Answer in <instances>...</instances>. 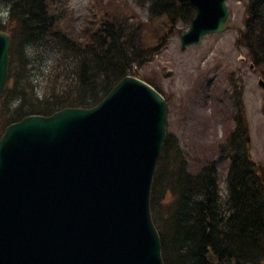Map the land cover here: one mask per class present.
I'll return each mask as SVG.
<instances>
[{
	"label": "water",
	"instance_id": "1",
	"mask_svg": "<svg viewBox=\"0 0 264 264\" xmlns=\"http://www.w3.org/2000/svg\"><path fill=\"white\" fill-rule=\"evenodd\" d=\"M188 1L194 16L179 35L181 49L223 31L228 16L227 0ZM9 47L0 30V95ZM166 124L163 95L125 75L92 107L7 125L0 136V264H163L150 190Z\"/></svg>",
	"mask_w": 264,
	"mask_h": 264
},
{
	"label": "trees",
	"instance_id": "2",
	"mask_svg": "<svg viewBox=\"0 0 264 264\" xmlns=\"http://www.w3.org/2000/svg\"><path fill=\"white\" fill-rule=\"evenodd\" d=\"M133 1L146 9V21L133 10L123 15V7L99 8L89 21L94 25L78 39L60 22V0H0L7 14L0 28L10 35L0 134L28 114L95 105L123 76L137 75V67L155 53V44L185 30L194 15L188 0ZM177 23L184 27L176 28ZM238 39L251 59L264 65V0H245ZM57 56L63 62L51 67ZM234 132L238 135H226L219 151L228 161L224 194L215 162L189 171L178 138L166 135L150 192L163 264H264V181L242 126Z\"/></svg>",
	"mask_w": 264,
	"mask_h": 264
},
{
	"label": "rangeland",
	"instance_id": "3",
	"mask_svg": "<svg viewBox=\"0 0 264 264\" xmlns=\"http://www.w3.org/2000/svg\"><path fill=\"white\" fill-rule=\"evenodd\" d=\"M59 6L60 22L78 39L94 25L89 21L99 8L114 11L123 7V15L129 17L133 10L139 20L147 19L146 9L133 0H60ZM227 7L224 31L205 35L200 44L182 50L179 34L183 30H175L163 45L155 44V53L137 67L138 74L153 81L166 98L167 129L186 153L188 170L195 173L215 162L222 194L228 161L219 151L237 116L245 118L247 149L264 176V87L258 84L260 78L264 80V65L251 59L243 40L238 39L244 26L245 0H229ZM5 9L6 4L0 3V12ZM182 26L177 23L176 28ZM62 62L57 56L51 67Z\"/></svg>",
	"mask_w": 264,
	"mask_h": 264
},
{
	"label": "flooded vegetation",
	"instance_id": "4",
	"mask_svg": "<svg viewBox=\"0 0 264 264\" xmlns=\"http://www.w3.org/2000/svg\"><path fill=\"white\" fill-rule=\"evenodd\" d=\"M207 96H209V97H210V96H211V94H207Z\"/></svg>",
	"mask_w": 264,
	"mask_h": 264
}]
</instances>
